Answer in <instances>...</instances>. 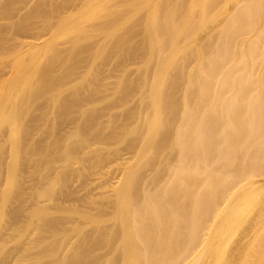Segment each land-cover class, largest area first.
<instances>
[{"label": "bare ground", "instance_id": "1", "mask_svg": "<svg viewBox=\"0 0 264 264\" xmlns=\"http://www.w3.org/2000/svg\"><path fill=\"white\" fill-rule=\"evenodd\" d=\"M149 7L150 111L114 187L116 219L93 235L74 225L85 237L55 261L88 264L104 239L115 248L106 264H264V0Z\"/></svg>", "mask_w": 264, "mask_h": 264}, {"label": "rangeland", "instance_id": "2", "mask_svg": "<svg viewBox=\"0 0 264 264\" xmlns=\"http://www.w3.org/2000/svg\"><path fill=\"white\" fill-rule=\"evenodd\" d=\"M149 1L0 0V264H61L83 240L74 225L114 223L150 111ZM114 252L99 239L88 264Z\"/></svg>", "mask_w": 264, "mask_h": 264}]
</instances>
